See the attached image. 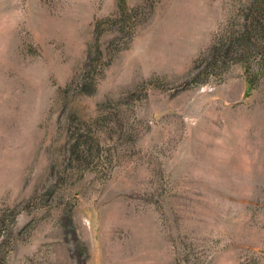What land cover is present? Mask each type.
<instances>
[{"label": "rangeland", "instance_id": "obj_1", "mask_svg": "<svg viewBox=\"0 0 264 264\" xmlns=\"http://www.w3.org/2000/svg\"><path fill=\"white\" fill-rule=\"evenodd\" d=\"M262 11L0 0V264H264Z\"/></svg>", "mask_w": 264, "mask_h": 264}, {"label": "trees", "instance_id": "obj_2", "mask_svg": "<svg viewBox=\"0 0 264 264\" xmlns=\"http://www.w3.org/2000/svg\"><path fill=\"white\" fill-rule=\"evenodd\" d=\"M262 17L264 18V11H262ZM259 20L261 19V16L259 15ZM255 23L257 24V27H259V28H263L264 29V24H262L261 22H258V20H255ZM256 28V27H255Z\"/></svg>", "mask_w": 264, "mask_h": 264}]
</instances>
